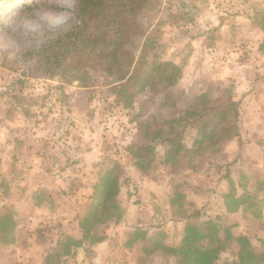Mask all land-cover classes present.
Returning <instances> with one entry per match:
<instances>
[{"label":"rangeland","instance_id":"374dc122","mask_svg":"<svg viewBox=\"0 0 264 264\" xmlns=\"http://www.w3.org/2000/svg\"><path fill=\"white\" fill-rule=\"evenodd\" d=\"M11 1L0 0V217H9L1 255H14L6 248L17 238L24 258L45 264L66 235L89 255L93 236L114 235L95 264H185L165 246L179 248L187 222L246 232L264 251V0H146L125 15L126 50L180 68L175 82L141 90L130 106L96 43L72 37L80 0ZM104 14L100 28L118 38L114 10ZM203 94L207 104L238 100V135L216 149L187 125L192 152L166 163L158 133L181 128L180 112L201 109ZM106 171L118 185L108 205L118 208H99L103 222L83 233L79 221L101 204L93 186ZM239 196L245 203L221 214ZM221 256L217 264L229 254Z\"/></svg>","mask_w":264,"mask_h":264},{"label":"trees","instance_id":"16d2710c","mask_svg":"<svg viewBox=\"0 0 264 264\" xmlns=\"http://www.w3.org/2000/svg\"><path fill=\"white\" fill-rule=\"evenodd\" d=\"M145 3L146 0H80L78 12L80 24L74 32L72 31V37L78 39V43L83 47H92L91 42H94L101 50L100 56L104 54V61L107 64L104 70L114 76L116 84L112 89L122 100L123 106H130L141 90L154 89L163 83L171 84L180 75V68L174 63L168 61L151 63L145 55V50L136 57L124 48L126 37L133 28L130 19L128 20L125 15L141 10ZM109 10H114L115 13L113 27L116 28L118 38L114 37L112 32L110 33L111 28L108 30L100 28L104 23L102 19L101 21L99 19ZM92 23H95V26L92 27ZM96 30L99 31L97 34L89 35ZM201 101V109L197 108L196 103L180 112V123L183 124L181 128L170 126L167 130L158 133L161 137L160 142L166 145L164 160L166 163L172 161L180 163L176 162L175 157H178L181 152L185 154L192 152V149L183 145L184 128L187 125L201 129L198 140L200 144L206 143L216 149L238 135L235 122L239 114L238 100L228 97L226 100L214 99L211 104H207V99L203 94ZM109 175L108 171L104 172L99 183L93 186L95 196L101 197V204H93V210L87 213L89 216L85 215L80 219L79 226L83 233H88L90 227L96 226V222H103L98 215L99 208L101 212L109 207L118 208L114 202L111 206L108 205V201L113 200L118 191L116 179H110ZM245 201L246 199L242 196L234 198V205L229 211L240 208ZM8 219L6 214L0 217V234L8 232L5 230L8 226ZM207 223L214 228L210 220ZM102 238L103 236H93L91 243L98 242ZM253 240L246 232L233 235L229 227H224L221 233L215 229L205 232L187 222L184 225L179 248L171 246H165V248L169 249L168 251L177 261H184L185 264H217L222 253L229 254L224 264H264V251L258 253ZM59 244L61 247L53 256H49L47 264L65 263L67 257L71 258L76 254V249L81 246L82 239L66 235L59 241Z\"/></svg>","mask_w":264,"mask_h":264},{"label":"crops","instance_id":"0c3cea01","mask_svg":"<svg viewBox=\"0 0 264 264\" xmlns=\"http://www.w3.org/2000/svg\"><path fill=\"white\" fill-rule=\"evenodd\" d=\"M257 49H260V48L257 47ZM261 53L263 54L262 51H261ZM221 214H224L225 216L226 215H229V216L231 215L230 211L226 210L224 204H223V207H222ZM209 218L211 219L212 216L210 215ZM123 235H124V233L121 235L120 239H122ZM72 236H74V235H72ZM74 237L78 238L76 235ZM114 237H115L114 235H112V238L109 237V236L105 237L103 240L101 239L100 241L93 243L94 245L88 246V247H91V249L93 251H95V253H96L95 254L93 252H90V255H89V253H85L84 252V250L86 249L87 244L82 242L81 246L76 249V254L79 253V258H80V260H79L80 262L79 263H82V264H95V262L99 261L100 258L104 259V255H106V253L108 252V249L110 248V246L114 247L116 245V243H117V242H113V240H114L113 238ZM14 240H16L15 243H12L10 248H6V251L14 253V255H11L9 253L7 255H4V254L1 255L0 254V264H11L12 262H15V264L16 263H20V264H40V262L37 260L38 257L32 258L31 260L28 259V258H24L23 257L24 256L23 255L24 252L21 250L22 249V244H19L20 241L17 238L14 239ZM12 247H14V249H16L15 252L11 251ZM17 249L19 250L18 253H17ZM73 257H71V258H73Z\"/></svg>","mask_w":264,"mask_h":264}]
</instances>
